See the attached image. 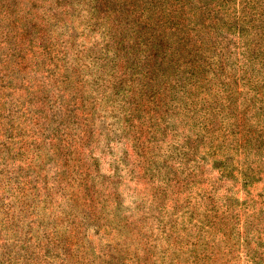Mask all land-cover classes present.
Returning a JSON list of instances; mask_svg holds the SVG:
<instances>
[{"label": "rangeland", "instance_id": "obj_1", "mask_svg": "<svg viewBox=\"0 0 264 264\" xmlns=\"http://www.w3.org/2000/svg\"><path fill=\"white\" fill-rule=\"evenodd\" d=\"M0 264H264V0H0Z\"/></svg>", "mask_w": 264, "mask_h": 264}]
</instances>
